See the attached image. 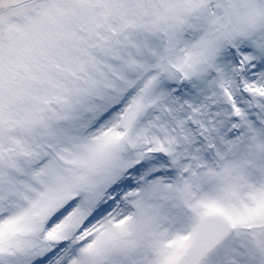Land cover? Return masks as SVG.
I'll list each match as a JSON object with an SVG mask.
<instances>
[{
    "label": "snow or ice",
    "instance_id": "1",
    "mask_svg": "<svg viewBox=\"0 0 264 264\" xmlns=\"http://www.w3.org/2000/svg\"><path fill=\"white\" fill-rule=\"evenodd\" d=\"M0 264H264V0H0Z\"/></svg>",
    "mask_w": 264,
    "mask_h": 264
}]
</instances>
